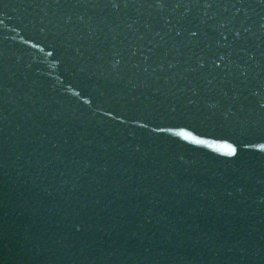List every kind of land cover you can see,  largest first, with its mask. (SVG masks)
I'll use <instances>...</instances> for the list:
<instances>
[{
	"label": "water",
	"instance_id": "1",
	"mask_svg": "<svg viewBox=\"0 0 264 264\" xmlns=\"http://www.w3.org/2000/svg\"><path fill=\"white\" fill-rule=\"evenodd\" d=\"M0 264H264V0H0Z\"/></svg>",
	"mask_w": 264,
	"mask_h": 264
}]
</instances>
